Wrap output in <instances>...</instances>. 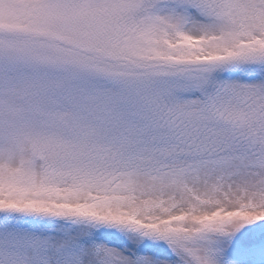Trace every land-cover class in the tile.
I'll list each match as a JSON object with an SVG mask.
<instances>
[{"label": "snow or ice", "instance_id": "6c2138e0", "mask_svg": "<svg viewBox=\"0 0 264 264\" xmlns=\"http://www.w3.org/2000/svg\"><path fill=\"white\" fill-rule=\"evenodd\" d=\"M0 264H264V0H0Z\"/></svg>", "mask_w": 264, "mask_h": 264}]
</instances>
